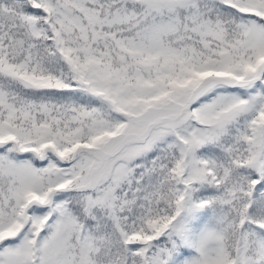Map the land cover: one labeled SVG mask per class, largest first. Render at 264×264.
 <instances>
[{"label": "snow or ice", "instance_id": "obj_1", "mask_svg": "<svg viewBox=\"0 0 264 264\" xmlns=\"http://www.w3.org/2000/svg\"><path fill=\"white\" fill-rule=\"evenodd\" d=\"M0 264H264V0H0Z\"/></svg>", "mask_w": 264, "mask_h": 264}]
</instances>
